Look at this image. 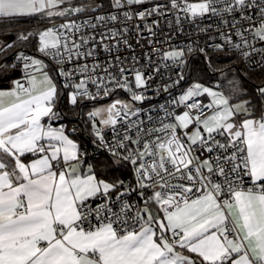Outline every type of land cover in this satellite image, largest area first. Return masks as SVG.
Wrapping results in <instances>:
<instances>
[{
    "label": "snow or ice",
    "instance_id": "1",
    "mask_svg": "<svg viewBox=\"0 0 264 264\" xmlns=\"http://www.w3.org/2000/svg\"><path fill=\"white\" fill-rule=\"evenodd\" d=\"M153 16L176 32L184 21L214 32L198 50L209 67V48L241 66L229 69L232 95L184 87L191 44L155 49L161 63L120 55L133 48L129 22H144L137 44L144 31L157 36ZM29 17L53 26L0 43V55L17 43L37 53H16L26 83L0 91V264H264V0H0V20ZM16 66L0 61V71ZM170 68L176 78L164 79ZM57 78L73 106L111 98L88 113L92 143L109 157L97 166L85 169L77 129L52 126L63 118ZM161 93L164 103L144 107Z\"/></svg>",
    "mask_w": 264,
    "mask_h": 264
},
{
    "label": "trees",
    "instance_id": "2",
    "mask_svg": "<svg viewBox=\"0 0 264 264\" xmlns=\"http://www.w3.org/2000/svg\"><path fill=\"white\" fill-rule=\"evenodd\" d=\"M86 1V0H83ZM108 2V0H105ZM47 27V20L40 17H29V18H21L19 22H8L0 20V43H2L5 39L9 42L14 41L16 32L22 31H41L42 29ZM15 50H8L6 55H0V61L10 63L12 56L18 51H25L31 55H37L34 49L33 44H29L27 46L14 44ZM209 55L212 61V67H209L206 62L203 54L199 52V50H195L192 52H185L187 65L185 72V81L184 84L190 83L191 81H199L209 86H217L219 87L225 95H232L231 87L229 81L233 78L235 73L229 71L230 67H241L239 65H233L231 63L232 57L229 55H225L222 53H216L212 50H208ZM222 69V71H221ZM8 71V69L6 70ZM6 71H0V79H6L4 76ZM253 76L259 77L260 73L257 71L253 73ZM243 78V87L248 90V94H252V89L254 87V81L248 79L247 77ZM259 81L256 80L255 83ZM239 97H234L233 102H238ZM255 102V101H254ZM91 101H81L78 106H73L68 102L66 97V92L61 89V95L59 97L58 106L63 113L69 129L72 125L76 124L79 127V130L84 134L82 137H78L75 135L71 136L72 138L81 145L82 149H85L87 153L92 151V147L94 144L91 140H93V136L91 135V122L89 121V117L86 114L88 107L91 105ZM237 119H243V117H237ZM109 159L108 154L99 153L96 156H86V164L91 163L94 166L99 165L102 161ZM99 172L105 173L103 168L99 169ZM121 177L124 179H131L130 173L126 169H109L105 173V178H115Z\"/></svg>",
    "mask_w": 264,
    "mask_h": 264
},
{
    "label": "built area",
    "instance_id": "3",
    "mask_svg": "<svg viewBox=\"0 0 264 264\" xmlns=\"http://www.w3.org/2000/svg\"><path fill=\"white\" fill-rule=\"evenodd\" d=\"M98 2H103L105 5H107V2L105 0H93L92 2H89L86 4H96ZM153 2H159V3H165L166 4L168 2V0H153ZM150 6L151 5H144L142 7H150ZM105 10H107V9H105ZM88 15H89L88 13L82 14V18H87ZM153 20H158L160 22V27L155 29L157 32V36L150 37V34L147 31H144L142 34H139V39H140L139 44H137L138 34L135 31V25L140 24L141 27H143L144 22L139 21V20H133V21L129 22L128 27L131 30V36L129 37V42L132 44L133 48L132 49H126V48H124L123 45H121L122 51L119 53L120 55H122V56L135 55L140 59L141 64H143V63H146V57L144 56V53L148 52V53L154 54V63H161L159 55H155V49H162L163 51H168V50H170V48L176 47V48H185V50H186L187 46L189 44H191L193 47V51H195V50H198L200 47H205L207 44H210L212 41L208 39L209 35H215V33L211 32V31L209 33H197L196 25L190 24L187 21L183 22L184 31L182 33H180V32L173 31V29L168 28L165 24V21L161 17L153 16L148 20V23L152 24ZM62 22H63V20L60 19L54 23H55V25H59ZM212 22L213 21L206 19L200 23L202 25H206V24H210ZM116 27H120V26L117 25ZM153 27L155 28V25H153ZM173 28H175V24H173ZM169 36H171L170 41L168 40ZM149 39L154 41V43L151 47L148 46ZM10 42H12V41H10ZM208 50H212V49L209 48ZM23 52H25V51H23ZM25 53L29 54L27 52H25ZM15 55H16V53L12 56V59H11V64L17 65L15 68H12L13 69L12 72L13 73L16 72V75H13V73H11L12 79L15 81H20L22 83H26L25 73L22 69V66L15 60ZM29 55H31V54H29ZM142 70L147 71V69H142ZM177 71H178V69H174V68L168 69L167 74L164 76V79H167L168 75H171L172 78L175 79L176 78L175 73ZM183 71L185 74L186 67H184ZM4 83H5V80L0 79V86L3 85ZM57 83H58V87L60 89H62L64 92H66L68 102L70 103L69 96H68V93L70 90L62 87V81L59 78H57ZM160 83H161V81L158 78L154 82V86H155V84H160ZM182 84L184 85V87H187L189 83L184 84L182 82ZM174 91H178V90H174ZM148 94L150 96L152 95L151 92H149ZM127 95L128 94L126 92L121 91L119 98L126 99ZM166 98H167V94L161 93V95L159 97H153V99L150 103L146 102L144 107L147 109L148 107L154 106L158 103H164ZM110 99L111 98L102 99L99 101H91V102H108L109 103ZM58 108H59V106H58ZM60 111H61V109H60ZM61 125L68 128V124H67V121H66L64 115H63V118L61 120L52 122L53 127H60ZM72 128L77 129V131L75 133H71L72 135H75L78 137H80V136L82 137L84 135L79 130L78 125H76V124L72 125L69 128V130H71ZM99 153L107 154L103 150H98L96 148V146L94 145L92 147V151L87 153V156H96ZM125 180L127 181V180H131V179L127 178ZM131 199L133 200V202L138 201V197H135V196H133Z\"/></svg>",
    "mask_w": 264,
    "mask_h": 264
},
{
    "label": "crops",
    "instance_id": "4",
    "mask_svg": "<svg viewBox=\"0 0 264 264\" xmlns=\"http://www.w3.org/2000/svg\"><path fill=\"white\" fill-rule=\"evenodd\" d=\"M92 1L93 0H86V1H83V0H74L75 4L77 6H79L80 4H86V3H89V2H92ZM60 19H62V18L56 17V18H54V22H56V21H58ZM52 25H53V23L52 22H49L47 20V27H50ZM33 56H35V55H33ZM9 64H11V61H10ZM12 70L13 69L11 67H9L8 71L5 72L4 76L6 77V79L5 78L3 79V80H5V83H4L5 86L0 87V91H5V92L11 91L15 87V84H14L15 80L12 79V75H11V73H13ZM86 167H87V164H85V169H86Z\"/></svg>",
    "mask_w": 264,
    "mask_h": 264
},
{
    "label": "rangeland",
    "instance_id": "5",
    "mask_svg": "<svg viewBox=\"0 0 264 264\" xmlns=\"http://www.w3.org/2000/svg\"><path fill=\"white\" fill-rule=\"evenodd\" d=\"M191 2H197L196 0H191ZM192 82H195V81H191L190 83ZM189 83V84H190ZM188 84V85H189ZM204 84V83H203ZM206 85V84H205ZM206 86H209V85H206ZM209 87H213V88H216L217 90L223 92L219 87L217 86H209ZM67 97V96H66ZM108 102H92L91 105L88 107L87 111H86V114L88 115L89 112L93 111L94 108H97V107H102L104 105H106Z\"/></svg>",
    "mask_w": 264,
    "mask_h": 264
},
{
    "label": "water",
    "instance_id": "6",
    "mask_svg": "<svg viewBox=\"0 0 264 264\" xmlns=\"http://www.w3.org/2000/svg\"><path fill=\"white\" fill-rule=\"evenodd\" d=\"M13 75H16V72H14ZM3 86H5V84L4 85H1L0 87H3Z\"/></svg>",
    "mask_w": 264,
    "mask_h": 264
}]
</instances>
